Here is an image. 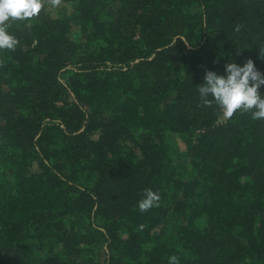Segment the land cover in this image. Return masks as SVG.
Returning <instances> with one entry per match:
<instances>
[{"label":"trees","instance_id":"trees-1","mask_svg":"<svg viewBox=\"0 0 264 264\" xmlns=\"http://www.w3.org/2000/svg\"><path fill=\"white\" fill-rule=\"evenodd\" d=\"M63 1L6 22L0 264H264V118L197 90L264 74V0Z\"/></svg>","mask_w":264,"mask_h":264},{"label":"clouds","instance_id":"clouds-1","mask_svg":"<svg viewBox=\"0 0 264 264\" xmlns=\"http://www.w3.org/2000/svg\"><path fill=\"white\" fill-rule=\"evenodd\" d=\"M53 7L60 5L61 0H49ZM44 5V0H0V49L14 50L19 41L8 32L10 19L14 21L29 20L37 16ZM239 25L235 30L240 31ZM239 54V53H238ZM226 75L206 70L204 82L197 87L202 104L211 107L213 103L222 109L225 119L233 117L237 110L252 112L254 120L264 118V96L258 89L264 86V74L258 71L252 59H247L243 66L235 62L225 65ZM161 196L151 189L144 190V198L138 202L140 212L158 207ZM143 230L144 226H140ZM168 264H180L176 255L169 257Z\"/></svg>","mask_w":264,"mask_h":264},{"label":"rangeland","instance_id":"rangeland-1","mask_svg":"<svg viewBox=\"0 0 264 264\" xmlns=\"http://www.w3.org/2000/svg\"><path fill=\"white\" fill-rule=\"evenodd\" d=\"M48 4H49V6H50V10H58V9H65V8H67V6L65 5V3H64L63 0H61L60 5L57 6V7H53V6L51 5V3L49 2V0H48ZM177 142L179 143V140H178ZM175 164L178 165V164H180V162L177 161Z\"/></svg>","mask_w":264,"mask_h":264},{"label":"built area","instance_id":"built-area-1","mask_svg":"<svg viewBox=\"0 0 264 264\" xmlns=\"http://www.w3.org/2000/svg\"><path fill=\"white\" fill-rule=\"evenodd\" d=\"M222 119H224V118H222ZM224 120H226V119H224Z\"/></svg>","mask_w":264,"mask_h":264},{"label":"water","instance_id":"water-1","mask_svg":"<svg viewBox=\"0 0 264 264\" xmlns=\"http://www.w3.org/2000/svg\"><path fill=\"white\" fill-rule=\"evenodd\" d=\"M189 48H191V47H189Z\"/></svg>","mask_w":264,"mask_h":264}]
</instances>
